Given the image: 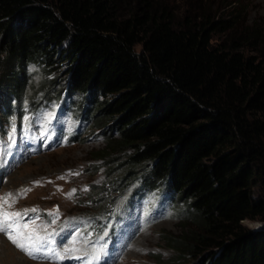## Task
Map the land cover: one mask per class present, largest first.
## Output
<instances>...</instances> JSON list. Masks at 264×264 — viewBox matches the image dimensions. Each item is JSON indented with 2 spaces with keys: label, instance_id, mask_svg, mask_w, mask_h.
<instances>
[{
  "label": "trees",
  "instance_id": "obj_1",
  "mask_svg": "<svg viewBox=\"0 0 264 264\" xmlns=\"http://www.w3.org/2000/svg\"><path fill=\"white\" fill-rule=\"evenodd\" d=\"M180 1L0 0V118L68 96L104 129L90 157L107 177L86 200L163 187L182 202L164 237L178 260L264 264V29L240 1ZM29 66L43 78L26 97Z\"/></svg>",
  "mask_w": 264,
  "mask_h": 264
},
{
  "label": "rangeland",
  "instance_id": "obj_2",
  "mask_svg": "<svg viewBox=\"0 0 264 264\" xmlns=\"http://www.w3.org/2000/svg\"><path fill=\"white\" fill-rule=\"evenodd\" d=\"M166 1V0H164ZM171 3H181L180 0H169ZM211 3H221L220 1L232 0H207ZM245 7L243 18L246 20L244 24L250 22L258 23L264 29V0H237ZM220 5V4H219ZM225 10V9H224ZM226 11V10H225ZM61 62V61H60ZM29 66L27 71L31 72V86H28L22 96H30L33 94L32 89H35L41 79L43 73L36 68ZM37 70V71H36ZM59 74L56 75V80H59L68 75V68L66 63H61L59 66ZM63 82V81H62ZM63 84L59 88L62 91ZM59 91V92H60ZM36 99L33 104L39 102V107L44 106L46 101H41L44 98L43 94L35 95ZM34 97V98H35ZM24 101V97L21 98ZM54 104L57 102L64 103V99H54ZM29 102L28 97L26 98ZM17 109L22 102H17ZM26 103V104H27ZM76 102H69L68 100L61 106V110L66 112L68 104L75 105ZM81 105L73 109L75 114H79ZM23 109V107H22ZM45 110L49 117H54V107L46 103ZM3 109L0 107V114ZM17 114H10L7 119L8 128H11L12 121L16 120ZM4 118H0V127H2ZM74 122L70 117L67 118L66 128L73 129ZM104 130V129H103ZM102 128L97 129L90 126L89 121L83 120L79 134L73 142L65 143L64 145H54L50 149L44 150L37 146L34 139L30 137L31 141L23 142L24 154L15 160L13 166H2L3 159L7 154L3 153L0 157V191H7L13 194L11 200L8 201L15 205L17 198L19 209L31 211L32 207H23L28 205L40 204L43 207L51 209L57 216L63 220L72 217L93 213L102 215L100 210L102 203H87V190L91 185L94 187L104 184L106 180L107 170L102 166L100 160H93L90 156L91 152L103 147L104 141L102 135ZM13 132L10 131V134ZM26 134L29 136L30 131ZM7 135V136H8ZM33 146L34 152H29V147ZM19 148H23L20 145ZM11 151V148H8ZM113 176H116L118 168H113ZM62 177V178H61ZM30 189L29 191H25ZM75 189V192L72 190ZM80 189V191H79ZM133 184L128 187L115 189L107 188V196L104 204L108 203L107 210L115 217L118 213L121 214V219L116 220V226L106 223V227L113 226V239L109 242L113 243V249L109 258L107 257V247L100 248L101 257L95 264H189L187 259H177L175 257L174 249L171 248L164 237L168 235H176L180 232V217L178 216V208L182 202L177 198L174 199L172 195L167 197L164 191L146 192L143 197L136 200L137 191L134 190ZM56 190H62L61 193ZM131 193L135 195L131 196ZM8 193L5 194V196ZM20 198L22 200H20ZM128 200L133 202L128 204ZM58 209V211H57ZM35 214V211H32ZM181 215V214H180ZM29 221L30 227L33 226ZM257 221H243L242 224L253 228ZM99 238L109 235L110 231L99 232L95 227L86 228L82 232L81 239L70 244L69 247H57V251L61 252L63 258L66 254L89 255L93 254L92 247L95 246L87 242V240L94 235ZM104 234V235H103ZM8 240L0 236V264H62L52 260L33 258L25 253L19 251L16 247L8 244ZM108 242V243H109ZM75 247L78 249L75 252H64V249ZM55 248L52 249V251ZM95 250V249H94ZM99 255V256H100ZM85 264H93L88 260Z\"/></svg>",
  "mask_w": 264,
  "mask_h": 264
},
{
  "label": "snow or ice",
  "instance_id": "obj_3",
  "mask_svg": "<svg viewBox=\"0 0 264 264\" xmlns=\"http://www.w3.org/2000/svg\"><path fill=\"white\" fill-rule=\"evenodd\" d=\"M12 132L15 133V125L12 127ZM62 178V177H61ZM27 189L25 191H29ZM75 192V189L72 190ZM13 197L12 193H8L5 197L0 198V233L6 234L8 240L15 245L20 250L24 251L28 255H32V249L36 246L37 243H45L50 241L49 236H41L39 231L35 227H30V223L25 222L23 225L18 223V219L21 217L20 212H10L4 210V205H7L8 208H11V203H8ZM27 212V210H25ZM31 211H36L32 209ZM58 211V209H57ZM55 223V220L52 221ZM31 224H35V221H31ZM78 249L75 247L64 249V252H75ZM56 258L62 259L63 255L59 251L53 253ZM93 261L99 259L100 250H93Z\"/></svg>",
  "mask_w": 264,
  "mask_h": 264
},
{
  "label": "water",
  "instance_id": "obj_4",
  "mask_svg": "<svg viewBox=\"0 0 264 264\" xmlns=\"http://www.w3.org/2000/svg\"><path fill=\"white\" fill-rule=\"evenodd\" d=\"M255 226L253 227V229H259L263 224H261V223H255L254 224Z\"/></svg>",
  "mask_w": 264,
  "mask_h": 264
},
{
  "label": "clouds",
  "instance_id": "obj_5",
  "mask_svg": "<svg viewBox=\"0 0 264 264\" xmlns=\"http://www.w3.org/2000/svg\"><path fill=\"white\" fill-rule=\"evenodd\" d=\"M157 189H159L160 191H164V188L162 187V188H159V187H157ZM165 192V191H164ZM170 194H167V197L169 196ZM87 203L88 204H91V203H93V202H90V201H88L87 200ZM95 204V203H94Z\"/></svg>",
  "mask_w": 264,
  "mask_h": 264
}]
</instances>
